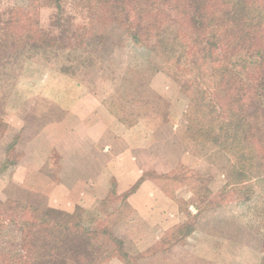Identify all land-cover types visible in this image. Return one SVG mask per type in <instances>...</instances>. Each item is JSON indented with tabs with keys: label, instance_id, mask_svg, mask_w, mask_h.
<instances>
[{
	"label": "rangeland",
	"instance_id": "obj_1",
	"mask_svg": "<svg viewBox=\"0 0 264 264\" xmlns=\"http://www.w3.org/2000/svg\"><path fill=\"white\" fill-rule=\"evenodd\" d=\"M115 17L96 0H0V264H21L23 223L41 217L32 206L96 228L102 246L109 226L121 243L99 264H264V175L232 182L234 156L187 137L185 111L203 76L136 44ZM97 18L105 21L93 27ZM95 102L99 117L114 119V133L138 130L135 147L147 133V150L137 148L133 159L142 172L129 178L131 169L116 158L109 194L69 205L78 180L92 174L80 156L90 144L78 145L77 129L79 110ZM133 181L172 198L166 216L149 197L128 202Z\"/></svg>",
	"mask_w": 264,
	"mask_h": 264
},
{
	"label": "trees",
	"instance_id": "obj_2",
	"mask_svg": "<svg viewBox=\"0 0 264 264\" xmlns=\"http://www.w3.org/2000/svg\"><path fill=\"white\" fill-rule=\"evenodd\" d=\"M96 1L113 7L136 44H147L179 71L195 67L203 76L205 86L185 111L187 137L234 156L239 171L232 182L263 176L264 0ZM99 19L93 27L105 21ZM29 210L41 217L23 223L21 264L41 259L44 264H99L100 256L121 243L109 226V241L102 246L96 228L86 231L77 221L53 219L34 206Z\"/></svg>",
	"mask_w": 264,
	"mask_h": 264
},
{
	"label": "crops",
	"instance_id": "obj_3",
	"mask_svg": "<svg viewBox=\"0 0 264 264\" xmlns=\"http://www.w3.org/2000/svg\"><path fill=\"white\" fill-rule=\"evenodd\" d=\"M98 107L99 106L95 102V104H93L86 111L85 109H80L78 113V145L81 147V145L85 142L90 144L89 146L85 145V149L83 148L80 156L88 160L86 164L87 167L91 169L90 172L92 174L87 178H80V180H78V184L75 186V195L70 193L71 196H69L71 199L73 197L75 200L72 199L74 202H70L69 205H93L96 204L97 201L101 200L104 196L108 195L113 188V184H111L110 181L117 172L116 170L118 167V162L114 160L116 158L120 159V161L124 160L122 163H125V168L131 169L130 172L126 171L130 175L129 178H133L134 171L137 173L136 177H139L140 172H142V168H137L136 170L134 169L133 159L135 158V150H138L139 148L143 152L147 150V148H144V142L148 141L147 133L142 131V134L140 132V143L138 147H135L133 145V131L135 130L128 129L124 132H121L120 134L117 132L114 133L116 130V127H114L116 125L114 119L107 117V122H105L103 117H99L98 115ZM111 123H113V126ZM65 127L67 128V126ZM99 177L101 178V183L98 181ZM137 185L138 183L135 184V186ZM62 186L65 190H69V185L63 183ZM135 186L134 181L127 184L128 189ZM45 188L52 190L53 185H51L50 182H47ZM152 188L157 189L154 186V183L141 182L127 200L134 206L138 202H143V200L140 199L142 196H144L143 199L149 197L150 202L153 201L154 204L156 203V212H158L160 215L166 216L168 212L166 207H172L173 200L168 194H166L165 191L160 189H157V192L153 193L154 195H149L148 193L145 194L143 192L144 189L152 190ZM95 195L98 196L95 197ZM155 198H157V200L161 199V209L159 208V205L157 206V202L154 201ZM140 206H142V211L145 214L155 213L151 207L145 204H140ZM64 207L70 208L67 206Z\"/></svg>",
	"mask_w": 264,
	"mask_h": 264
}]
</instances>
